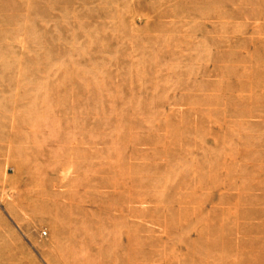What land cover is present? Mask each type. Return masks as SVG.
Instances as JSON below:
<instances>
[{
	"label": "rangeland",
	"instance_id": "374dc122",
	"mask_svg": "<svg viewBox=\"0 0 264 264\" xmlns=\"http://www.w3.org/2000/svg\"><path fill=\"white\" fill-rule=\"evenodd\" d=\"M0 264H264V0H0Z\"/></svg>",
	"mask_w": 264,
	"mask_h": 264
},
{
	"label": "bare ground",
	"instance_id": "6f19581e",
	"mask_svg": "<svg viewBox=\"0 0 264 264\" xmlns=\"http://www.w3.org/2000/svg\"><path fill=\"white\" fill-rule=\"evenodd\" d=\"M56 198H54V200H55ZM58 199V198H57ZM65 199V198H64ZM67 200L69 199V198H66Z\"/></svg>",
	"mask_w": 264,
	"mask_h": 264
},
{
	"label": "built area",
	"instance_id": "2783aa9c",
	"mask_svg": "<svg viewBox=\"0 0 264 264\" xmlns=\"http://www.w3.org/2000/svg\"><path fill=\"white\" fill-rule=\"evenodd\" d=\"M43 235H45V233H43Z\"/></svg>",
	"mask_w": 264,
	"mask_h": 264
}]
</instances>
